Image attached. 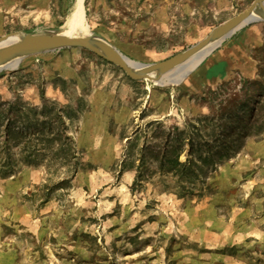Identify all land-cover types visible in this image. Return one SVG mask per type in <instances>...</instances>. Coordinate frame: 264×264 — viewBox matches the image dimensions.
<instances>
[{"label":"rangeland","instance_id":"obj_1","mask_svg":"<svg viewBox=\"0 0 264 264\" xmlns=\"http://www.w3.org/2000/svg\"><path fill=\"white\" fill-rule=\"evenodd\" d=\"M253 1L83 0L85 34L151 64ZM75 2L0 0V37L63 33ZM231 43L244 72L190 92L78 46L2 70L0 264H264V21Z\"/></svg>","mask_w":264,"mask_h":264},{"label":"water","instance_id":"obj_2","mask_svg":"<svg viewBox=\"0 0 264 264\" xmlns=\"http://www.w3.org/2000/svg\"><path fill=\"white\" fill-rule=\"evenodd\" d=\"M257 12H259L260 17L255 16ZM258 21H264V0L253 1L247 9L215 27L204 39L195 45L167 59L151 64L128 61L114 47L93 34L65 35L60 32L31 36L19 34L20 41L11 47H5L2 51L0 55V72L7 69V66L19 57L40 51L54 50L64 46H78L115 65L132 80H147L158 83L165 74L182 65L209 44L220 43L245 25ZM9 37L11 36L5 35L0 37V43Z\"/></svg>","mask_w":264,"mask_h":264},{"label":"crops","instance_id":"obj_3","mask_svg":"<svg viewBox=\"0 0 264 264\" xmlns=\"http://www.w3.org/2000/svg\"><path fill=\"white\" fill-rule=\"evenodd\" d=\"M239 32H243V30ZM244 32H261V26L255 25ZM246 54V47H241L236 43L212 49L196 64L190 75L184 80V90L190 92L211 87L227 79L234 71L244 72L248 66L245 59ZM185 77L186 75L178 83Z\"/></svg>","mask_w":264,"mask_h":264},{"label":"bare ground","instance_id":"obj_4","mask_svg":"<svg viewBox=\"0 0 264 264\" xmlns=\"http://www.w3.org/2000/svg\"><path fill=\"white\" fill-rule=\"evenodd\" d=\"M255 16L260 17L259 12L255 13ZM63 30H64L63 34L65 35H86L85 34L86 33L85 18H84V11H83V0H76L73 11L71 12L70 16L67 18L64 24ZM19 41H20V36L15 35L1 42L0 43V55L5 47H11L15 45L16 43H18ZM218 43L219 42L209 44L208 46L203 48L201 51H199L197 54L190 57L182 65H180L176 69H173L169 73L165 74L161 78L160 83L164 85L177 84Z\"/></svg>","mask_w":264,"mask_h":264},{"label":"trees","instance_id":"obj_5","mask_svg":"<svg viewBox=\"0 0 264 264\" xmlns=\"http://www.w3.org/2000/svg\"><path fill=\"white\" fill-rule=\"evenodd\" d=\"M173 163H177V162H173Z\"/></svg>","mask_w":264,"mask_h":264}]
</instances>
